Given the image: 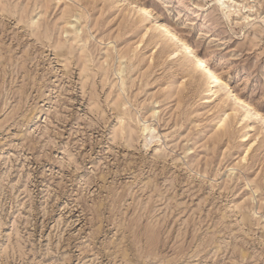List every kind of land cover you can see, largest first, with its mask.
<instances>
[{
	"label": "rangeland",
	"instance_id": "374dc122",
	"mask_svg": "<svg viewBox=\"0 0 264 264\" xmlns=\"http://www.w3.org/2000/svg\"><path fill=\"white\" fill-rule=\"evenodd\" d=\"M161 20L264 114V0H0V264H264V122Z\"/></svg>",
	"mask_w": 264,
	"mask_h": 264
},
{
	"label": "bare ground",
	"instance_id": "6f19581e",
	"mask_svg": "<svg viewBox=\"0 0 264 264\" xmlns=\"http://www.w3.org/2000/svg\"><path fill=\"white\" fill-rule=\"evenodd\" d=\"M139 8L143 14H148L152 18L156 17L149 10V8L144 6H140ZM160 22L162 29H164L168 34H170L172 39L175 41L174 42L175 49L170 53V57L179 58L180 56H182L184 59L187 60L189 64L193 63L192 59H194L196 63L194 62L192 67L195 71H200L199 69L202 68V72H201L202 77L206 80L210 92L214 91L215 82L220 83L222 86H225L226 89L229 90L230 96H233L237 101H239L240 104L245 106V108H241L239 107L238 104H236L238 109H241L243 111V115H242L243 121L250 122L254 119V117H256L264 122V114L258 111L253 104H251L250 102L239 96V94L236 93L233 89L229 88V86L221 79L218 73L210 66V64L205 60V58L199 55L196 47L193 46V44H191L185 38H183L174 28H172L166 22H164V20H161ZM187 51H189V53H187ZM183 52L187 53V57L186 55L183 54Z\"/></svg>",
	"mask_w": 264,
	"mask_h": 264
}]
</instances>
